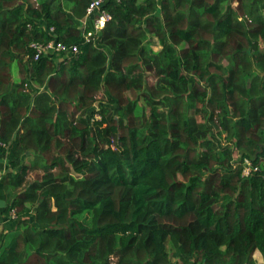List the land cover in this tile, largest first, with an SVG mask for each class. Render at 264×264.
Instances as JSON below:
<instances>
[{
	"label": "trees",
	"instance_id": "16d2710c",
	"mask_svg": "<svg viewBox=\"0 0 264 264\" xmlns=\"http://www.w3.org/2000/svg\"><path fill=\"white\" fill-rule=\"evenodd\" d=\"M89 2L0 0V264H257L264 0Z\"/></svg>",
	"mask_w": 264,
	"mask_h": 264
},
{
	"label": "built area",
	"instance_id": "2783aa9c",
	"mask_svg": "<svg viewBox=\"0 0 264 264\" xmlns=\"http://www.w3.org/2000/svg\"><path fill=\"white\" fill-rule=\"evenodd\" d=\"M109 0H90L87 8L85 17L81 20L83 38L85 42H94L99 36V32L104 28L106 23L111 19L110 13L106 10L104 5ZM119 1V0H116ZM87 27H90L87 29ZM53 30V28H50ZM29 47L32 52L33 59H38L40 56L50 55L52 52L65 51L66 54L71 52L76 54L79 51L78 45L71 44L67 46L62 42H55L53 40L48 42L32 41L29 43ZM29 57V54H28ZM99 118V115L96 114ZM263 175H264V160H263ZM258 165H254L249 158H244L242 166V175L247 177L251 175L254 171H258Z\"/></svg>",
	"mask_w": 264,
	"mask_h": 264
},
{
	"label": "rangeland",
	"instance_id": "374dc122",
	"mask_svg": "<svg viewBox=\"0 0 264 264\" xmlns=\"http://www.w3.org/2000/svg\"><path fill=\"white\" fill-rule=\"evenodd\" d=\"M233 4H236V2H234ZM150 46L154 49V50H156V49H158L160 46H159V44L157 43V41H156V38H153L152 39V41L150 42ZM4 162L6 163V161L4 160L3 162H2V169H1V171H2V175L3 174H5L6 173V171H7V164H4ZM32 176H34V174H32ZM14 216V215H13ZM0 229H1V225H0ZM254 257V259L255 260H257V258H255V257H257V256H253Z\"/></svg>",
	"mask_w": 264,
	"mask_h": 264
},
{
	"label": "crops",
	"instance_id": "0c3cea01",
	"mask_svg": "<svg viewBox=\"0 0 264 264\" xmlns=\"http://www.w3.org/2000/svg\"><path fill=\"white\" fill-rule=\"evenodd\" d=\"M254 255L257 256V257H255V258H257L256 261H261L262 258H263L262 253H261L260 251H258V250H256V251L254 252L253 256H254Z\"/></svg>",
	"mask_w": 264,
	"mask_h": 264
},
{
	"label": "flooded vegetation",
	"instance_id": "af4514ba",
	"mask_svg": "<svg viewBox=\"0 0 264 264\" xmlns=\"http://www.w3.org/2000/svg\"><path fill=\"white\" fill-rule=\"evenodd\" d=\"M256 262H257V264H264V256H263L261 261H256Z\"/></svg>",
	"mask_w": 264,
	"mask_h": 264
}]
</instances>
